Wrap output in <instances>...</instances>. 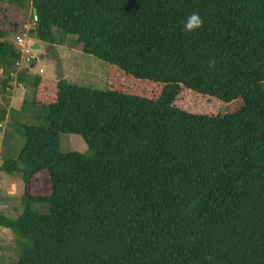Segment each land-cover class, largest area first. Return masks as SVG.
Masks as SVG:
<instances>
[{
  "label": "trees",
  "instance_id": "1",
  "mask_svg": "<svg viewBox=\"0 0 264 264\" xmlns=\"http://www.w3.org/2000/svg\"><path fill=\"white\" fill-rule=\"evenodd\" d=\"M4 9L0 95L8 102L16 80L47 112V125L15 124L23 147L3 156L1 171L24 185L20 216L0 213L22 252L15 264H264V0H0ZM192 13L203 25L188 32ZM27 14L41 42L58 28L108 63L107 90L28 82L9 39ZM183 91L227 112L181 107ZM8 115L3 105L0 132ZM62 134L92 156L62 152Z\"/></svg>",
  "mask_w": 264,
  "mask_h": 264
},
{
  "label": "rangeland",
  "instance_id": "2",
  "mask_svg": "<svg viewBox=\"0 0 264 264\" xmlns=\"http://www.w3.org/2000/svg\"><path fill=\"white\" fill-rule=\"evenodd\" d=\"M31 8V4L28 3ZM12 12L11 9L0 13V25L8 18L7 14ZM32 16L27 14L24 18L22 34L10 33V40H15L16 36H27L29 48L33 52L32 59L38 57L37 64L30 68V62L23 61L22 69L30 68L28 72V82L36 76H40L50 80H59L65 78L70 83L77 84L83 87H89L98 90H107L109 85L108 71L109 64L105 63L91 55L83 53L80 49L75 48V37L65 35L58 28H53L54 43H43L34 35H30L29 30L32 29ZM20 68V69H21ZM21 69V70H22ZM40 69L44 73L40 74ZM1 73V71H0ZM13 88L10 95L7 97L8 102H5L0 95V108L3 105L7 106L9 115L4 123V131L7 130L9 137H6V132H0V213L16 219L23 211L20 204V198L23 195V180L16 175H10L1 171V166L4 161V155L11 154V158L17 159L21 151L24 139L15 132V124L25 123L30 125H47L45 116L47 114L44 107L35 105L31 100L30 89L24 84L17 85L14 80ZM28 98L27 103L23 106V100ZM180 106L191 111L199 105L200 112L205 114H217L220 112L226 113V107L210 102L208 100L200 101L196 95H190L186 91L181 93ZM60 148L64 153L78 152L84 156L91 157L92 152L80 136L71 134H62L60 137ZM21 170L23 166L19 167ZM34 193L43 192L42 182L35 180L33 185ZM16 235L7 230H0V264H15L20 256V246H16L14 241Z\"/></svg>",
  "mask_w": 264,
  "mask_h": 264
},
{
  "label": "clouds",
  "instance_id": "3",
  "mask_svg": "<svg viewBox=\"0 0 264 264\" xmlns=\"http://www.w3.org/2000/svg\"><path fill=\"white\" fill-rule=\"evenodd\" d=\"M202 25H203V21H202V18L199 16V14H197V13H192L191 15H189L187 18H186V20H185V22H184V28H185V31H188V32H193V31H196V30H198V29H200L201 27H202ZM21 36V35H20ZM27 36H29L28 34H26V35H24V36H22L23 38H25L26 39V41H27V43L29 42V40H28V38H27ZM17 37V36H16ZM16 42V38H15V41L13 42L14 43V45L16 44L15 43ZM16 46V45H15ZM29 46V45H28ZM17 47V46H16ZM18 48V47H17ZM18 50H20V49H18ZM31 50V49H30ZM21 52V51H20ZM22 54V58L23 57H27L28 58V63L30 62V66L32 65V63L34 62V60H36V62H37V59H32V55H33V52L31 51V54L30 55H24L23 53H21ZM23 60V59H22ZM210 63V66H214V64H215V61H210L209 62ZM35 65H36V63H35ZM34 65V66H35ZM33 66V67H34ZM32 67V68H33ZM41 70H43V69H40V71ZM39 71V72H40ZM44 73V71L41 73L40 72V74H43Z\"/></svg>",
  "mask_w": 264,
  "mask_h": 264
},
{
  "label": "built area",
  "instance_id": "4",
  "mask_svg": "<svg viewBox=\"0 0 264 264\" xmlns=\"http://www.w3.org/2000/svg\"><path fill=\"white\" fill-rule=\"evenodd\" d=\"M15 43H16L15 45L18 47V49H20L21 53H23L24 55H30L31 54V50H30L28 43H27L25 38H23L22 36H17ZM40 72L42 73L43 70H41Z\"/></svg>",
  "mask_w": 264,
  "mask_h": 264
},
{
  "label": "crops",
  "instance_id": "5",
  "mask_svg": "<svg viewBox=\"0 0 264 264\" xmlns=\"http://www.w3.org/2000/svg\"><path fill=\"white\" fill-rule=\"evenodd\" d=\"M22 59H23L22 62L25 61V60L28 61V58H27V57H23ZM35 59H37V62H38V57L35 58ZM37 62H36V64H37ZM21 64H22V63H21ZM20 66H21V65H20ZM30 68H32V66H30ZM30 68L26 69V71H29ZM21 69H22V68H21ZM64 79H65V78H64ZM17 85H18V84H17Z\"/></svg>",
  "mask_w": 264,
  "mask_h": 264
},
{
  "label": "water",
  "instance_id": "6",
  "mask_svg": "<svg viewBox=\"0 0 264 264\" xmlns=\"http://www.w3.org/2000/svg\"><path fill=\"white\" fill-rule=\"evenodd\" d=\"M34 13L36 14V9L34 10ZM35 20H37V16H35ZM35 63H36V60H34V62L32 63V67L35 65ZM9 93H11V91L9 92Z\"/></svg>",
  "mask_w": 264,
  "mask_h": 264
}]
</instances>
